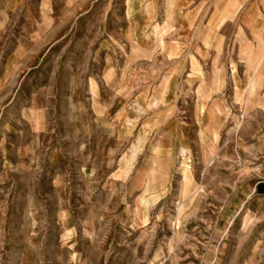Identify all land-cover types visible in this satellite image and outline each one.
I'll use <instances>...</instances> for the list:
<instances>
[{
	"label": "rangeland",
	"instance_id": "obj_1",
	"mask_svg": "<svg viewBox=\"0 0 264 264\" xmlns=\"http://www.w3.org/2000/svg\"><path fill=\"white\" fill-rule=\"evenodd\" d=\"M258 32L264 0H0V264H264Z\"/></svg>",
	"mask_w": 264,
	"mask_h": 264
},
{
	"label": "bare ground",
	"instance_id": "obj_2",
	"mask_svg": "<svg viewBox=\"0 0 264 264\" xmlns=\"http://www.w3.org/2000/svg\"><path fill=\"white\" fill-rule=\"evenodd\" d=\"M254 22H257V21H254ZM257 24V23H256ZM255 28H256V30L259 28V26L258 25H255L254 26ZM256 39H257V42H258V45H257V50H253V46L252 45H249V47H248V51L251 53V60H252V62H255V61H257V66H256V68L254 67L251 71V74L249 75V77H248V81H247V84H248V100L250 99V97L252 96V95H254V93H256V91L258 90L257 89V85H258V82H260L259 81V79H260V77H261V74H259L260 72H258L259 70H257V67L260 65V61L262 60V58H263V60H264V55L262 56V58H261V60L259 59V60H257V58L255 57L256 56V53H257V51H261L262 49H263V51H264V34L263 33H257L256 35ZM255 43V42H254ZM246 53H248V52H246ZM248 56H249V54H247ZM250 57V56H249ZM249 61V60H248ZM250 62V61H249ZM249 64V63H248ZM256 64V63H255ZM236 66L237 65H235V64H233V67H232V71H233V74L235 73V75L237 74V68H236ZM263 70H264V64H263ZM237 76V75H236ZM161 100V99H160ZM156 101H158V100H156ZM155 104V103H154ZM248 104V103H247ZM203 105V104H202ZM203 108V107H202ZM204 108H206L205 107V104H204ZM198 109V108H197ZM198 112H200L199 110H198ZM203 117V116H202ZM205 117V116H204ZM204 117H203V119H204ZM200 118H201V116H200ZM202 119V118H201ZM203 121V120H202ZM241 120H239L238 122H236V128H238L239 127V125L241 124ZM201 125H202V123H201ZM204 128H206V125L204 124V127H203V130H204ZM233 129V128H232ZM232 129H230L229 130V132H228V135H229V133L232 131ZM203 134H204V136L205 137H207V135H206V132L204 133V131H203ZM145 138V136H144V134H142V133H140L138 136H137V142H140L142 139H144ZM208 138V137H207ZM207 138H205V139H207ZM180 152V151H179ZM145 193L146 192H148V191H150V185L148 184L147 186H146V188H145ZM140 202L143 204V205H149V199L147 198V196L146 195H143L141 198H140ZM253 219V215H252V213H249V212H247V214L245 215V217H244V224H246V223H249V221H251ZM251 259H252V257H251Z\"/></svg>",
	"mask_w": 264,
	"mask_h": 264
},
{
	"label": "crops",
	"instance_id": "obj_3",
	"mask_svg": "<svg viewBox=\"0 0 264 264\" xmlns=\"http://www.w3.org/2000/svg\"><path fill=\"white\" fill-rule=\"evenodd\" d=\"M173 1L174 0H169V2L171 3V4H173ZM237 6H240V4H238ZM242 32H244L243 30H242ZM240 33H241V30H240ZM239 37L241 38V39H243V38H246V36H245V34H239ZM221 39H223V37H222V35H220V37H219V40H221ZM206 42H207V44H205V46H209L210 45V42L208 41V40H206ZM242 48V47H241ZM242 49H244V46H243V48ZM259 68H257V70H258ZM205 84L204 83H202V86L203 87H205L204 86ZM203 94H205V95H207V99H206V102H208V99L210 98V95H211V93H209V91H203L202 92ZM209 96V97H208ZM202 97V96H201ZM202 99H203V97H202ZM211 99H212V97H211ZM244 99H248V97H245ZM245 101H247V100H245ZM203 102H205V100H203ZM211 108L213 109V111H214V109H216V111H214L215 112V114H216V116L220 119V114H222V113H224L222 110H221V108L219 107V104L218 103H216L215 102V104L213 105H211ZM220 110V111H219ZM214 134L216 135L215 137H216V139H218V137H219V135L217 134V132H215L214 131ZM263 186V185H262ZM261 187V186H260ZM264 187V186H263ZM260 194V199H262L263 201H264V193H259Z\"/></svg>",
	"mask_w": 264,
	"mask_h": 264
}]
</instances>
